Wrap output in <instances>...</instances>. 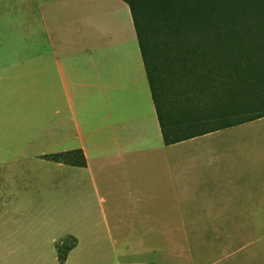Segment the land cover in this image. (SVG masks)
<instances>
[{"label":"crops","instance_id":"crops-1","mask_svg":"<svg viewBox=\"0 0 264 264\" xmlns=\"http://www.w3.org/2000/svg\"><path fill=\"white\" fill-rule=\"evenodd\" d=\"M32 1L0 40V264H213L188 240L244 219L264 116L165 143L129 6ZM73 150L84 166L49 158Z\"/></svg>","mask_w":264,"mask_h":264},{"label":"trees","instance_id":"trees-1","mask_svg":"<svg viewBox=\"0 0 264 264\" xmlns=\"http://www.w3.org/2000/svg\"><path fill=\"white\" fill-rule=\"evenodd\" d=\"M165 143L264 116V0H122ZM86 164L81 150L49 156ZM75 239L57 247L64 261Z\"/></svg>","mask_w":264,"mask_h":264},{"label":"rangeland","instance_id":"rangeland-1","mask_svg":"<svg viewBox=\"0 0 264 264\" xmlns=\"http://www.w3.org/2000/svg\"><path fill=\"white\" fill-rule=\"evenodd\" d=\"M33 4L32 0H0V40L6 36L5 33L11 31L10 27L20 15V11L25 18H28V10ZM21 9V10H19ZM19 10V11H18ZM6 48V46H4ZM0 52L3 51V45L0 44ZM12 83L11 73L0 72V103L10 100L11 90L8 88ZM3 110L0 109V112ZM9 111V119L11 118ZM3 113L0 114V134L6 131L11 133L3 120ZM3 120V121H2ZM1 153V151H0ZM235 208V206L233 207ZM244 219L242 221L226 222L225 235H210L204 237H194L188 240V243L194 246L192 242L197 241L198 245L211 247L212 263L216 264H264V173L260 174L259 182L255 186L244 188V201L242 205L234 209ZM208 223L214 222H196L195 229H208ZM186 242L185 238L182 243ZM142 260H150L151 257H143Z\"/></svg>","mask_w":264,"mask_h":264}]
</instances>
